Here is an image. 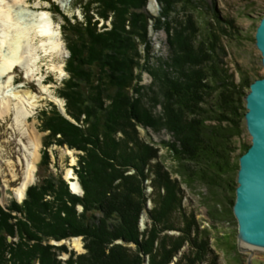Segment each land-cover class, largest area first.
Here are the masks:
<instances>
[{
	"label": "trees",
	"instance_id": "1",
	"mask_svg": "<svg viewBox=\"0 0 264 264\" xmlns=\"http://www.w3.org/2000/svg\"><path fill=\"white\" fill-rule=\"evenodd\" d=\"M146 2L83 0L82 21L64 16L63 37L71 56L66 63L69 76L58 92L66 101L65 112L55 104L40 112L42 131L47 133L42 138L37 175L43 176L42 169L51 163L49 147L67 144L82 151L76 173L84 193H73L62 174L50 172L42 182L28 187L21 203L14 200L9 211L0 206V264H61L56 249L65 245L55 246L49 240L75 235L84 236L87 252L72 253L66 264H141L137 252L132 255L122 245L111 244L117 238L136 241L140 251L152 254L161 232L178 228L176 219L182 215L184 224L179 230L183 235L173 241L174 251L167 253L170 262L196 229L195 215L188 214L181 203L182 181L172 180L158 150L138 131L140 125L162 122L159 116L150 118L147 104L141 102L149 99L148 93L136 87L137 70L144 58L140 47H145V58L151 48L147 34L152 17ZM109 17L111 27L102 30L100 20ZM198 31L192 29L187 49L174 58L175 74L163 76L167 95L162 118L175 135L173 141L163 144L183 168L178 173L187 184L197 180L228 191L233 137L247 111L242 110L245 88L250 89L255 79L241 70V81L236 82L234 73L212 51L216 35L209 32L201 41ZM133 89L139 97H132ZM148 101L151 104L152 99ZM250 146H243L238 159ZM193 164L195 170L189 167ZM237 166L239 169V163ZM146 179L153 187L149 196L154 203L150 210L154 223L150 230L140 231L139 207L149 198ZM78 204L83 206L81 212L76 209ZM14 210L22 217L11 215ZM202 240L206 248L208 242L205 237ZM164 242L159 248L166 252ZM188 257L185 264H195Z\"/></svg>",
	"mask_w": 264,
	"mask_h": 264
},
{
	"label": "rangeland",
	"instance_id": "2",
	"mask_svg": "<svg viewBox=\"0 0 264 264\" xmlns=\"http://www.w3.org/2000/svg\"><path fill=\"white\" fill-rule=\"evenodd\" d=\"M146 1V11L152 17L148 22L147 34L151 48L145 58V47L144 45L140 47L144 58L141 61V68L137 70L138 74L136 73V87H139L142 93H148L147 97L152 99L151 104H149V99L147 98L141 101L147 104L146 109L151 114L150 118L156 119L159 116L162 122L160 124L157 123L158 125L156 126L152 124L147 126L140 125L138 131L141 138L150 147L152 146L158 150L160 161L169 171L172 180L182 181L181 185H179V188L183 190V192H180L181 203L188 214L193 213L195 215L197 227L191 233L189 241L185 242L184 246L172 256L170 262L166 260L167 253L174 251L173 241L175 243L178 242V237L183 235L179 230L184 224L182 215H179V219H176L178 228L161 232L160 242L162 240L166 242L162 244V248L165 247L166 252H163L165 249H162L163 251L160 250L159 246L161 244L159 241L154 243L155 249L152 254L140 251L136 241H127L123 238H117L111 245H122L128 249L130 254L137 252L140 256L141 264H177V262L185 264L188 261V256L194 259L195 264H264V248L249 246L252 252L240 249L239 225L234 214L236 189L238 186V154L245 144L252 142V136L246 126L245 116L242 117L239 133L233 137L235 148L230 154L232 168L229 169L230 172L226 175L230 184L227 187L228 191H224L220 187H209L206 183L197 180L192 181L191 185L185 182L184 175L178 173V170L183 168L163 144L164 142L173 141L175 135L166 127V124H164L165 120L162 118L164 101L167 95V88L162 83L163 76L166 73H168L167 76L175 74L176 68L173 60L174 58L178 59V54L185 51V47L187 49L190 41V32L193 28L199 29L197 36H201V41L205 40L204 35H208L209 32L216 35L217 43L215 42V49H212V51L216 53V60L228 67L230 73H234L236 82L239 83L241 81V70L249 74L252 80L264 76L262 54L256 45L255 37L257 26L262 14H264V0ZM26 4L19 6L18 10L20 13L23 10L28 11L29 8H32L30 10L43 8L51 13L55 26H58V24L60 26V36L64 48L60 53L57 52L51 56L43 55L44 53H42V58L38 61V71L35 75L32 74L26 77V73L21 67H17L15 71L12 70L11 75L15 82L9 87L5 86V84L10 75L6 77L0 76V86L2 85L0 100L3 99V95L6 96L5 98H9V96L13 95V90L19 89L30 90L40 98L37 106L31 110L30 116L23 125L17 124L13 110L0 116V206L8 211L14 200L17 203H21L26 197L25 195L24 199H18L14 189L23 178L27 162L26 158L31 160L30 151L38 152L39 157L36 162L35 178L29 186L42 182L44 176L51 172L56 175L62 174L73 193L78 195H83L84 193L79 176L76 173L79 154L82 151L70 148L67 144L59 145L54 143L49 147L51 163L49 167L42 169L43 176L37 175L38 163L41 160L43 150L42 138L47 133L42 131L40 112L43 109L50 108L51 104H55L59 108L63 106L65 109L66 104L58 89L63 85L64 79L69 76L66 71V63L71 53L63 37L62 23L64 22V16L70 17L72 21L76 19L82 21L85 18L82 7L84 5L83 0H28ZM28 14H30L27 16L28 18L36 17V15L32 14V11H28ZM111 20L112 17H109L106 21L101 19L98 26L102 30L109 29L112 23ZM205 31L208 33H204ZM197 36L195 40L199 39ZM37 43L40 44L39 39ZM59 65H63L65 73L61 74L58 68ZM6 73H9V71ZM44 88L46 91H44ZM249 90V87L245 88L246 93ZM131 94H133L132 97L134 98L139 97V94L134 89ZM51 95L61 99L62 102L55 100ZM243 100L244 108L242 110L245 112V96ZM152 121L155 123L156 120ZM33 141L40 143L36 150L32 147ZM189 167L194 170L196 168L194 164L189 165ZM69 168L76 175V181H79L82 188L81 192H75L71 189V181L66 176ZM184 169L183 171L186 172L187 168ZM187 174L188 172H186ZM150 183L151 180L146 179L144 181L145 192L148 196L153 191ZM153 205L154 203L149 196L144 205L139 207L138 229L140 231L153 227L154 222L150 216V210ZM76 209L81 212L83 206L78 204ZM11 215L16 218L22 217V213L17 210L12 211ZM177 224L173 223L171 225L176 226ZM202 229H207L208 232L203 233ZM200 234L201 239L199 238ZM77 237L81 238L82 250H78L73 243L71 244L72 240ZM202 237H205L208 242L206 248L202 246L204 245ZM141 239L142 236H140V241H142ZM49 243L55 246L65 245L61 249H56L57 259L60 260L61 264H66L72 253L76 256L87 252L83 235L51 239ZM199 251L202 254L197 258Z\"/></svg>",
	"mask_w": 264,
	"mask_h": 264
},
{
	"label": "bare ground",
	"instance_id": "3",
	"mask_svg": "<svg viewBox=\"0 0 264 264\" xmlns=\"http://www.w3.org/2000/svg\"><path fill=\"white\" fill-rule=\"evenodd\" d=\"M27 2L28 0H0V76L6 77L10 75L5 84L8 87L15 82L11 75L12 70L15 71L17 67H21L24 69L26 77L32 74L35 75L38 71V61L41 60L42 53H44L43 55L51 56L57 52L60 53L64 48L60 36V26L59 24L55 26L53 17L48 10L43 8L30 10L32 8H26L36 15L35 18L33 16H31L33 18H28L27 16L30 14L26 10L20 13L18 10L19 6L27 5ZM38 39L40 44L37 43ZM58 68L61 74L65 73L63 65H59ZM8 71L10 74L6 73ZM1 88L2 85L0 86ZM44 91H46L45 88ZM12 93L13 95L9 96V98H5L6 96L3 95V99L0 100V116L13 110L15 121L18 125H23L30 116L31 110L37 106L40 98H38L37 94L26 89L13 90ZM53 98L60 103L62 102L56 96H53ZM39 145V142H32V147L35 150ZM30 156L31 160L26 158L27 162L23 178L14 189L16 197L20 200L24 199L28 186L35 178L36 162L39 157L38 152L30 151ZM66 174L71 181L72 189L75 192H81L82 188L76 182L77 178L73 170L69 168ZM72 243L75 248L82 250L80 237L74 238ZM243 245L247 246L244 243Z\"/></svg>",
	"mask_w": 264,
	"mask_h": 264
},
{
	"label": "water",
	"instance_id": "4",
	"mask_svg": "<svg viewBox=\"0 0 264 264\" xmlns=\"http://www.w3.org/2000/svg\"><path fill=\"white\" fill-rule=\"evenodd\" d=\"M255 37L264 66V14ZM245 99V120L252 142L249 149L239 157L234 214L239 225V247L252 252L249 246L264 248V76L251 83ZM60 108L65 111L63 106Z\"/></svg>",
	"mask_w": 264,
	"mask_h": 264
}]
</instances>
